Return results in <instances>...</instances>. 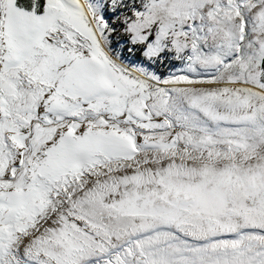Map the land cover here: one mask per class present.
I'll use <instances>...</instances> for the list:
<instances>
[{
    "label": "snow or ice",
    "instance_id": "1",
    "mask_svg": "<svg viewBox=\"0 0 264 264\" xmlns=\"http://www.w3.org/2000/svg\"><path fill=\"white\" fill-rule=\"evenodd\" d=\"M0 264H264V0H0Z\"/></svg>",
    "mask_w": 264,
    "mask_h": 264
}]
</instances>
